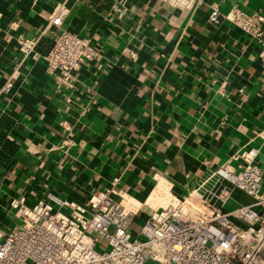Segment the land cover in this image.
<instances>
[{"label": "crops", "instance_id": "crops-1", "mask_svg": "<svg viewBox=\"0 0 264 264\" xmlns=\"http://www.w3.org/2000/svg\"><path fill=\"white\" fill-rule=\"evenodd\" d=\"M58 2L0 0V228L22 221L12 198L30 205L50 192L86 204L113 177L141 202L133 232L151 211L144 201L156 206L169 191L204 183L216 194L230 188L224 209L252 202L210 173L223 163L237 171L233 153L254 146L264 189V137L254 134L264 127L260 44L225 17L233 7L264 11V0H68L61 25L48 26ZM63 28L98 51L70 85H58L43 58ZM19 34L37 40L32 53L19 50Z\"/></svg>", "mask_w": 264, "mask_h": 264}, {"label": "built area", "instance_id": "built-area-1", "mask_svg": "<svg viewBox=\"0 0 264 264\" xmlns=\"http://www.w3.org/2000/svg\"><path fill=\"white\" fill-rule=\"evenodd\" d=\"M172 1L188 5L192 0ZM68 11V0H59L47 25L60 26ZM208 17L219 21L216 3ZM225 17L259 42L264 64V11L233 7ZM16 40L23 55L35 50L36 39L19 34ZM97 53L87 37L63 28L43 58L57 84L70 85L74 70ZM11 85L7 80L4 89ZM254 134L264 137V127ZM256 154V147L245 146L232 155L239 161L237 171L223 163L210 173L249 194L252 202L224 209L230 188L216 194L204 183L185 195L169 191L156 206L144 201L151 211L135 232L129 225L141 202L120 193L118 177L93 190L86 204L50 192L30 205L23 195L12 198L22 221L7 231L0 228V264H264V189ZM215 194L220 204L212 201Z\"/></svg>", "mask_w": 264, "mask_h": 264}, {"label": "rangeland", "instance_id": "rangeland-1", "mask_svg": "<svg viewBox=\"0 0 264 264\" xmlns=\"http://www.w3.org/2000/svg\"><path fill=\"white\" fill-rule=\"evenodd\" d=\"M228 204V203H227ZM227 206H229V205H227ZM100 242L102 243V242H104V239L102 238V237H100ZM146 264H151L150 262H148V263H146Z\"/></svg>", "mask_w": 264, "mask_h": 264}, {"label": "bare ground", "instance_id": "bare-ground-1", "mask_svg": "<svg viewBox=\"0 0 264 264\" xmlns=\"http://www.w3.org/2000/svg\"><path fill=\"white\" fill-rule=\"evenodd\" d=\"M192 201H194V200H192Z\"/></svg>", "mask_w": 264, "mask_h": 264}]
</instances>
